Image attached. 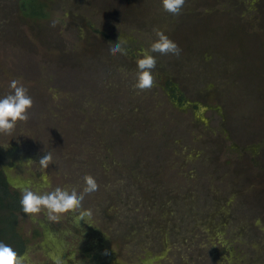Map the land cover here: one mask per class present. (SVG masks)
I'll return each mask as SVG.
<instances>
[{
  "label": "rangeland",
  "instance_id": "374dc122",
  "mask_svg": "<svg viewBox=\"0 0 264 264\" xmlns=\"http://www.w3.org/2000/svg\"><path fill=\"white\" fill-rule=\"evenodd\" d=\"M41 1L0 0V98L18 79L33 100L0 168L20 196L99 187L59 222L19 216L25 264H264V0ZM157 29L181 52L138 92Z\"/></svg>",
  "mask_w": 264,
  "mask_h": 264
},
{
  "label": "clouds",
  "instance_id": "9594fccd",
  "mask_svg": "<svg viewBox=\"0 0 264 264\" xmlns=\"http://www.w3.org/2000/svg\"><path fill=\"white\" fill-rule=\"evenodd\" d=\"M186 0H161L162 11L178 16L181 14ZM156 39L147 49H141L139 55L142 58L136 60V76L133 90L138 92L148 91L154 86L155 77L152 72L156 67L157 60L153 55L162 56L175 55L181 52L179 46L168 38L164 32L154 30ZM126 41H119L110 47L109 52L115 56L117 54L127 55V48L124 47ZM11 94L0 98V134L11 135L18 122H26L29 119V110L33 106V100L28 95L27 89L18 79L10 82ZM52 163V155L48 152L39 160V166L47 169ZM84 188L78 193L75 188L71 191L55 188L52 191L41 192L25 188L21 192L19 201L21 209L26 216L36 218L42 212L46 213L49 221L59 222L60 219L72 212L80 210L85 195H90L98 190V184L91 175L84 176ZM90 217V210L80 211L79 219ZM25 256H20L12 247L0 242V264H25Z\"/></svg>",
  "mask_w": 264,
  "mask_h": 264
},
{
  "label": "trees",
  "instance_id": "16d2710c",
  "mask_svg": "<svg viewBox=\"0 0 264 264\" xmlns=\"http://www.w3.org/2000/svg\"><path fill=\"white\" fill-rule=\"evenodd\" d=\"M21 9L26 16L45 18L46 12L41 0H21ZM175 94V93H173ZM17 190L12 189L4 171L0 168V242L12 247L19 255L25 251L26 241L18 231V220L24 214Z\"/></svg>",
  "mask_w": 264,
  "mask_h": 264
}]
</instances>
